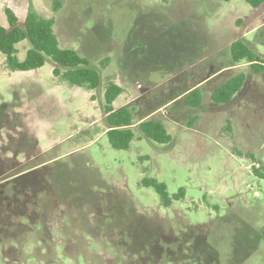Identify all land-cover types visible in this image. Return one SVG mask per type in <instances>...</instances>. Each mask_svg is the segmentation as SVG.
<instances>
[{"label":"rangeland","instance_id":"1","mask_svg":"<svg viewBox=\"0 0 264 264\" xmlns=\"http://www.w3.org/2000/svg\"><path fill=\"white\" fill-rule=\"evenodd\" d=\"M61 1L54 13L52 0H0V24L6 8L21 21L29 7L53 18L61 47L88 58L103 84L59 83L50 62L11 73L0 55V264H264V179L253 171L264 168V72L230 56L239 39L264 61V7ZM18 50L23 59L26 44ZM239 74L242 89L214 103ZM108 81L123 88L117 110L134 107V126L159 121L171 141L134 130L128 150L112 149ZM196 89L193 109L184 99ZM144 177L183 199L164 208Z\"/></svg>","mask_w":264,"mask_h":264},{"label":"trees","instance_id":"2","mask_svg":"<svg viewBox=\"0 0 264 264\" xmlns=\"http://www.w3.org/2000/svg\"><path fill=\"white\" fill-rule=\"evenodd\" d=\"M242 1L254 9L264 7V0ZM52 3L54 13L63 6L61 0H52ZM4 17L5 23L0 24V55L4 57V65L9 72L28 73L41 69L50 62L54 66L53 78L59 83L88 91L97 90L103 84L101 71L93 66L88 58L74 49L61 47L54 32L53 18L41 16L32 7L28 8L22 21L8 8L4 10ZM22 43L26 44L27 51L23 59H20L18 46ZM230 56L234 64L243 62L249 64L255 74L264 72V61L257 60L256 53L245 41L239 39L233 41L230 45ZM245 81L244 74L236 75L216 88L211 100L217 104L229 103L242 89ZM122 93L123 88L112 81L107 82L103 92V118L107 126L104 133L110 147L115 150H128L136 135L134 130L139 136L151 142L168 144L171 136L162 123L154 119H146L134 126V107H122L118 110L114 107V102ZM201 100L200 89L189 92L184 99L186 106L193 109L200 107ZM195 119L194 116L190 117L188 125L191 126ZM253 171L257 177L264 179L263 167ZM141 185L153 188L164 208H169L173 201H179L184 197L183 189L170 196L165 184L153 178L144 177ZM163 257L161 264H164Z\"/></svg>","mask_w":264,"mask_h":264},{"label":"built area","instance_id":"3","mask_svg":"<svg viewBox=\"0 0 264 264\" xmlns=\"http://www.w3.org/2000/svg\"><path fill=\"white\" fill-rule=\"evenodd\" d=\"M256 166H258V165H256Z\"/></svg>","mask_w":264,"mask_h":264}]
</instances>
